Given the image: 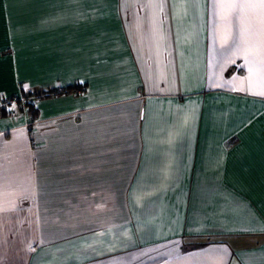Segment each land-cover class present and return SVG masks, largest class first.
I'll return each mask as SVG.
<instances>
[{
  "label": "crops",
  "instance_id": "1",
  "mask_svg": "<svg viewBox=\"0 0 264 264\" xmlns=\"http://www.w3.org/2000/svg\"><path fill=\"white\" fill-rule=\"evenodd\" d=\"M105 1L0 0V97L86 84L0 114V264H264V65L218 0Z\"/></svg>",
  "mask_w": 264,
  "mask_h": 264
},
{
  "label": "snow or ice",
  "instance_id": "2",
  "mask_svg": "<svg viewBox=\"0 0 264 264\" xmlns=\"http://www.w3.org/2000/svg\"><path fill=\"white\" fill-rule=\"evenodd\" d=\"M213 10L215 15L222 16L226 23L233 25L232 47L246 53L245 63L251 65L249 72L264 65V39H254L264 36V0H218L213 4ZM252 11L256 16L255 29L250 15Z\"/></svg>",
  "mask_w": 264,
  "mask_h": 264
},
{
  "label": "trees",
  "instance_id": "3",
  "mask_svg": "<svg viewBox=\"0 0 264 264\" xmlns=\"http://www.w3.org/2000/svg\"><path fill=\"white\" fill-rule=\"evenodd\" d=\"M86 84L75 83L73 85H67L62 87H52L48 89H21L22 99L14 96L15 100L10 106L3 107L0 109V114L14 115L19 110L26 108L27 111L32 115V117L38 116L36 102L39 99L46 97L62 96L67 94H79L85 90ZM13 97V96H12ZM14 113V114H13Z\"/></svg>",
  "mask_w": 264,
  "mask_h": 264
},
{
  "label": "built area",
  "instance_id": "4",
  "mask_svg": "<svg viewBox=\"0 0 264 264\" xmlns=\"http://www.w3.org/2000/svg\"><path fill=\"white\" fill-rule=\"evenodd\" d=\"M19 98L22 99V96H17ZM15 100V97L11 96V97H0V109H2L3 107H6V106H10L11 103ZM14 114V113H13Z\"/></svg>",
  "mask_w": 264,
  "mask_h": 264
},
{
  "label": "rangeland",
  "instance_id": "5",
  "mask_svg": "<svg viewBox=\"0 0 264 264\" xmlns=\"http://www.w3.org/2000/svg\"><path fill=\"white\" fill-rule=\"evenodd\" d=\"M105 1V0H104ZM106 2V1H105ZM55 213H57V216L56 217H59L61 215L62 217V220H63V215L67 216V210H59V211H55ZM64 227H62L61 230H63Z\"/></svg>",
  "mask_w": 264,
  "mask_h": 264
}]
</instances>
